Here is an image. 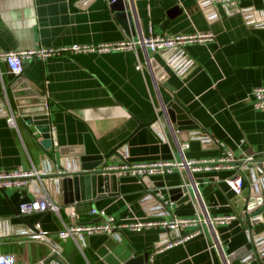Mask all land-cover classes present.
Returning a JSON list of instances; mask_svg holds the SVG:
<instances>
[{
	"label": "crops",
	"instance_id": "1",
	"mask_svg": "<svg viewBox=\"0 0 264 264\" xmlns=\"http://www.w3.org/2000/svg\"><path fill=\"white\" fill-rule=\"evenodd\" d=\"M127 4L136 22L131 38L140 40L152 30L166 36L211 33L214 39L188 45L179 53L145 49L104 55L62 53L25 61L21 85L48 105L56 145L52 164L44 162L36 140L20 121L17 90L12 89L16 76L1 62L0 170L35 166L57 173L63 160H72L90 141L105 152L122 145L120 157L113 156L105 169L182 161L180 146L186 143L190 145L185 151L188 160L218 159L225 150L239 160H264V112L250 102L253 89L264 86V0H241L236 8L214 0H127ZM127 37L108 0H0V52L97 45ZM140 63L143 70L138 69ZM174 100L190 112L200 107L207 110L214 120L207 137L204 131H174L159 119ZM12 114L15 127L8 123ZM155 120L154 125L140 128ZM249 167L254 170L251 175L244 173L241 196L226 183L234 170L192 173L184 169L149 177L153 192L168 201L171 189L192 184V201L174 205L172 213L179 218H193L197 212L204 215V203L211 216L235 215L237 219L214 228L205 225L201 234L161 251L195 230H121V243L137 255L153 256V264H227V244L242 231L238 217L252 191L264 186V175L254 172H259L258 164ZM108 176L112 195L69 206L60 204L58 187L48 186L45 179L20 191H0V256L13 257L15 264H40L51 259L56 249L68 264H107L99 252L108 236L58 238L70 214L78 213L84 223L101 221L91 216L92 209L106 210L118 221L164 215L159 202L147 194L144 178L118 171ZM42 195L59 203V215L20 213L23 203ZM37 225L49 234L44 242L32 236Z\"/></svg>",
	"mask_w": 264,
	"mask_h": 264
},
{
	"label": "water",
	"instance_id": "2",
	"mask_svg": "<svg viewBox=\"0 0 264 264\" xmlns=\"http://www.w3.org/2000/svg\"><path fill=\"white\" fill-rule=\"evenodd\" d=\"M108 1L111 10L115 12L116 19L125 28L128 37L135 35V16L129 12L127 0ZM174 10L179 12L180 8L176 7ZM175 52L179 53L181 50H175ZM20 78L21 75L16 76V81L12 86L13 90H17L15 97H17V104L20 107V121L25 130L36 140L38 147L45 156L44 162L52 164L56 162V154L53 152L56 145L53 144L47 102L39 100L35 93L28 89V86L21 85ZM3 97L4 95L0 94V104L3 102ZM159 119L174 131L175 128L179 132L203 133L202 131H204L203 135L206 137L208 135L207 130L214 123L212 116L205 108L200 107L190 112L176 100L163 108ZM157 122L155 120L151 124L140 125V128L152 126ZM121 147L122 145L110 152H105L95 142H87L83 152L72 155L74 157L72 160L65 162L63 160L61 165L57 166L59 172L49 174L46 168L44 170L39 169L45 173L40 179H45V184L48 186L52 184L58 187L62 197L61 205L69 206L106 198L113 193L109 191L108 186L110 172L103 166L107 165L106 162L112 160L113 156L120 157ZM60 156L65 157L66 155L60 153ZM251 164H258L259 172H254L258 173V177H263L264 160L255 159L252 160ZM253 170L249 167L244 173L246 176L251 175ZM142 182L148 190L147 194L159 202L161 209L165 208L164 201L160 200L153 192L149 177H145ZM193 192L194 187L190 183L173 188L169 191L170 202L182 205L192 201ZM55 203L59 206L57 201ZM238 218L242 231L231 238L227 244L224 252L226 263L264 264V186L259 192L257 189L252 191V195L244 207L243 215ZM21 221L27 224L23 218ZM119 237V234L108 237L99 252L100 257L107 264H150L148 254H135L121 243Z\"/></svg>",
	"mask_w": 264,
	"mask_h": 264
},
{
	"label": "built area",
	"instance_id": "3",
	"mask_svg": "<svg viewBox=\"0 0 264 264\" xmlns=\"http://www.w3.org/2000/svg\"><path fill=\"white\" fill-rule=\"evenodd\" d=\"M241 0H214L216 4H224L231 8H236ZM214 39L211 33H195L190 35L166 36L156 35L150 31L148 36L136 40L127 37L124 40L112 43H102L97 45H72L64 48H42L39 50H30L23 52H0V63L4 62L8 65L11 73L15 76L21 75L24 70V62L34 59L36 57L46 58L53 54H111L114 52L132 51L137 53L140 49H145L152 53L168 52L175 50H183L191 44H204ZM142 63L138 65L139 70H143ZM250 102L252 106L259 111L264 112V86L254 88ZM10 126L15 127L16 119L14 115L8 118ZM224 146V145H222ZM188 143L180 146L182 161L172 162H157L153 164L140 165H123L121 167L107 168L109 172L118 171L121 174H131L140 178L151 177L155 175L172 174L176 170L182 171L188 169L190 172H209L213 170H234L235 174L226 180L229 188L237 195L243 194L245 179L244 172L249 168L252 158L239 160L234 153L225 150L223 155L218 159H204V160H188L185 151L189 149ZM242 162V165L239 162ZM45 173L38 170L35 166L30 168L18 167L11 171L0 170V191L7 190H22L29 188L32 184L41 180V176ZM160 200L164 201L165 208L163 210V218L161 219H127L125 221H118L113 215L106 210L92 209L90 214L93 217H98L101 221H94L91 223H84L81 216L74 212L69 215L70 222L65 223L64 228L58 232V238L62 241L69 239L76 240L82 235H106L108 237L117 235L121 230H128L135 233H142L151 229H162L168 232H177L183 228H192L195 231L189 233L183 240H177L169 243L163 249L172 248L173 246L190 239L202 233L205 225L216 227L218 225L230 224L237 219V216L214 217L211 216L208 208L203 203L204 215L197 212L195 217L189 219L179 218L173 215L174 202L165 200L161 193L157 194ZM61 208L47 195H42L39 198L23 203L20 206V213L24 215H31L35 213L51 212L53 214H60ZM37 232L32 236L44 242L48 239L49 234L41 230L40 225L36 226ZM53 257L49 260L41 261L40 264H68L59 258L58 250H53ZM150 264L154 263V257H149ZM0 264H15V259L11 256H0Z\"/></svg>",
	"mask_w": 264,
	"mask_h": 264
}]
</instances>
